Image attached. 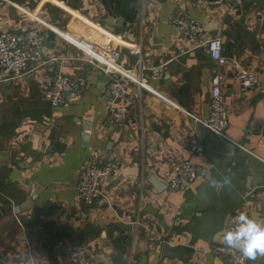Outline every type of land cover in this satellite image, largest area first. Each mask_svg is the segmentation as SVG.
Masks as SVG:
<instances>
[{
	"label": "crops",
	"instance_id": "crops-1",
	"mask_svg": "<svg viewBox=\"0 0 264 264\" xmlns=\"http://www.w3.org/2000/svg\"><path fill=\"white\" fill-rule=\"evenodd\" d=\"M238 3L230 13L220 0H0V32L22 36L32 26L17 6L69 35L114 41L125 69L137 64L129 49L139 45L142 64L163 71L160 81L143 75L157 95L132 87L112 122L109 78L41 29L42 63L0 86V264H71L76 247L92 264H225L212 248L229 216L246 210L264 222V0ZM179 17L200 25L203 40L222 41L227 140L197 130L196 119L209 115L214 64L178 31ZM242 70L256 77L245 91L234 81ZM56 73L73 83L64 108L43 99L44 80ZM192 139L202 156L190 151ZM109 161L118 170L102 197L78 201L82 168ZM184 161L207 175L170 193L162 177Z\"/></svg>",
	"mask_w": 264,
	"mask_h": 264
},
{
	"label": "built area",
	"instance_id": "built-area-1",
	"mask_svg": "<svg viewBox=\"0 0 264 264\" xmlns=\"http://www.w3.org/2000/svg\"><path fill=\"white\" fill-rule=\"evenodd\" d=\"M220 1L225 4L230 13H236L239 9L238 0ZM15 8L31 20L32 26L27 28L22 36L13 32H0V86L22 78L31 63L35 65L42 63L40 49L46 40V34L41 29H45L79 50L86 57L87 63L94 65L109 78L105 103L110 121H119L117 101L124 100L127 104L132 102V87H135L138 92L143 90L157 95L147 86L143 75L148 73L151 79L160 81L163 77L162 66H144L140 59L141 48L139 45L129 49V55L137 58V64L134 69H125L119 65L120 54L118 45L114 41L97 42L88 33L69 35L42 21L36 15L17 6ZM173 23L186 39L194 41L197 47L205 48L214 64V73L210 80L209 115L205 121L196 119V122L203 124L211 134L227 140L225 130L228 126V119L223 95L225 80L223 68L228 61L222 56V41L219 37L203 40L205 30L189 18L179 17L174 19ZM234 81L242 91H245L256 84V77L252 72L242 70L236 75ZM72 91L73 83L60 73L50 75L44 80L43 99L52 108L67 107ZM189 149L197 157L202 156L205 150L203 145L195 139L189 141ZM262 162L264 165V161ZM117 170V164L113 161H109L101 167L96 165L83 167L76 185L77 200L85 204L98 201L102 197V183L111 179ZM206 175L205 168L195 166L190 161H184L174 172L164 174L162 179L167 190L173 193L193 186L202 181ZM240 212L247 213L246 210H242L230 215L225 227L229 226V221ZM212 253L225 264H240L238 253L229 250L222 243L214 246ZM69 261L71 264H92L90 255L84 247L71 249ZM245 264L254 263L245 261Z\"/></svg>",
	"mask_w": 264,
	"mask_h": 264
},
{
	"label": "clouds",
	"instance_id": "clouds-1",
	"mask_svg": "<svg viewBox=\"0 0 264 264\" xmlns=\"http://www.w3.org/2000/svg\"><path fill=\"white\" fill-rule=\"evenodd\" d=\"M218 239L226 248L239 255L240 264L264 256V222L240 212L220 230Z\"/></svg>",
	"mask_w": 264,
	"mask_h": 264
},
{
	"label": "water",
	"instance_id": "water-1",
	"mask_svg": "<svg viewBox=\"0 0 264 264\" xmlns=\"http://www.w3.org/2000/svg\"><path fill=\"white\" fill-rule=\"evenodd\" d=\"M204 128H205L204 125L199 123L197 130H199V129L201 130ZM39 138H40V135L38 133H35L33 138H32L33 143L36 144ZM152 182L154 183V185H156V186L158 185V187H159L160 183H158L156 180H152ZM160 186H161V184H160ZM164 248L168 249L167 247H164Z\"/></svg>",
	"mask_w": 264,
	"mask_h": 264
}]
</instances>
